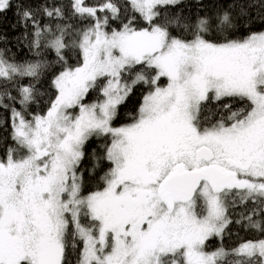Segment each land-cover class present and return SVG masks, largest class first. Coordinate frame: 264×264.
<instances>
[{
	"label": "rangeland",
	"instance_id": "1",
	"mask_svg": "<svg viewBox=\"0 0 264 264\" xmlns=\"http://www.w3.org/2000/svg\"><path fill=\"white\" fill-rule=\"evenodd\" d=\"M82 1L75 0L76 9L95 15ZM131 1L150 23L157 5L180 0ZM82 50L83 65L56 77L57 97L45 115L31 126L15 123V136L27 155L0 162V264H45L51 255L57 257L68 220L84 242L83 264H164L167 255L171 264H215L225 253L207 251L205 245L226 225L223 196L239 192L264 197V31L244 42L211 45L169 40L157 27L110 33L96 22ZM140 62L155 66L167 83L145 97L137 122L112 129L115 110L130 92L121 73ZM99 78H106L102 100L84 103ZM210 92L248 97L254 108L236 128L258 133L243 169L226 167L225 173L236 174L227 190L219 192L210 179L193 201L182 204L160 191L161 182L177 171L200 169L195 151L215 144L212 137L219 141L218 158L238 133L201 131L195 125L197 108ZM175 105V118L192 139L184 134L157 136L146 149L151 161L143 167L138 158L141 141L134 133ZM95 132L115 136V165L105 189L82 196L75 167L85 140ZM83 212L100 222L96 236L79 226ZM239 252L264 256V245L245 244Z\"/></svg>",
	"mask_w": 264,
	"mask_h": 264
},
{
	"label": "trees",
	"instance_id": "2",
	"mask_svg": "<svg viewBox=\"0 0 264 264\" xmlns=\"http://www.w3.org/2000/svg\"><path fill=\"white\" fill-rule=\"evenodd\" d=\"M75 0H0V162L27 155L15 136L14 126L22 121L33 125L45 115L56 97V77L83 65V42L96 22L108 32L162 29L169 40H203L211 45L244 42L264 31V0H180L157 5L149 23L131 0H83L95 15L80 13ZM121 81L130 92L120 103L110 127L119 129L138 120L145 97L167 79L155 66L140 62L127 66ZM106 78H99L83 98L94 104L103 98ZM254 108L246 96L218 97L210 92L200 102L195 123L203 130L229 127L245 120ZM112 133L95 132L82 146L75 167L82 196L102 191L108 185L114 160ZM226 225L219 236L210 238L207 251H223L215 264H264L259 252L240 253L245 244L264 245V197L227 192ZM86 213V212H85ZM203 208L197 210L202 216ZM86 215V216H85ZM79 226L96 236L100 222L87 213ZM84 242L73 221L68 220L62 238L61 264H83ZM171 256L164 264H171Z\"/></svg>",
	"mask_w": 264,
	"mask_h": 264
},
{
	"label": "flooded vegetation",
	"instance_id": "3",
	"mask_svg": "<svg viewBox=\"0 0 264 264\" xmlns=\"http://www.w3.org/2000/svg\"><path fill=\"white\" fill-rule=\"evenodd\" d=\"M176 109H177V105L170 108L168 112L164 113L158 119H155V121H153L151 125L150 124L144 125L142 129L138 130V134L134 133V136H136L137 139L141 141L140 143L141 145L138 148V153H139L138 158L140 159V163L143 167L145 165L147 166L149 161H151V158L149 159V157H147V154H149V152L147 153L146 149L147 147H149L148 150H150L151 146L153 145L152 143H154V140H156L157 136H163L165 134H169L170 136L174 134L180 136L181 134H184V137H186V139L188 138L192 139V133L183 132L182 126L180 125L179 121L175 118ZM243 124L244 121L242 120L239 123L234 124L232 126L219 127L212 130L211 129L203 130L197 126L198 129L201 131L211 132L215 130L216 131L220 130L225 134H233L235 132L238 133L237 135L232 137V139L234 140L231 143L227 144L226 147L223 148V150L219 151V155H218L219 159L217 158V153L215 151V148H217L216 143L219 144V141L215 137H212L213 141H215V144L208 143L201 145V147L206 146L213 151L214 158L212 161L200 162L199 164H203V166L200 169L194 171H177L176 173H173L171 177L184 172L198 173L201 175V181L198 190L204 181L210 179L215 181L216 187L219 192H223L224 190H227L228 187H226L225 185L231 182L233 178L236 176V174L233 172L225 173L226 167L228 166L233 170L243 169V161L245 159H248L249 157L248 153L251 151L252 145L255 142L258 133L256 129L253 131L246 132L244 128L243 129L236 128V126L242 127ZM158 145L160 146L161 142H159ZM201 147H199L198 149H200ZM197 150L195 151V154ZM140 170L142 171L143 169L140 168ZM146 177L148 178L149 175L146 174ZM165 182L166 181L161 182L160 191L164 193L165 196L168 197V199L176 200L173 194L166 188ZM4 248L2 249V251L4 250ZM61 257H62V249H61V253H59L57 257H55V255H51L50 259L46 260L45 264H61Z\"/></svg>",
	"mask_w": 264,
	"mask_h": 264
},
{
	"label": "water",
	"instance_id": "4",
	"mask_svg": "<svg viewBox=\"0 0 264 264\" xmlns=\"http://www.w3.org/2000/svg\"><path fill=\"white\" fill-rule=\"evenodd\" d=\"M214 158L213 151L209 147H201L195 154V161L210 162ZM201 181L198 173L184 172L170 177L166 182V188L173 194L176 201L188 204L195 198Z\"/></svg>",
	"mask_w": 264,
	"mask_h": 264
}]
</instances>
